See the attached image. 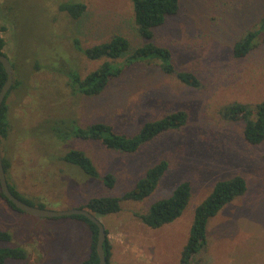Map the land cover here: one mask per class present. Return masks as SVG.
<instances>
[{
	"label": "rangeland",
	"instance_id": "rangeland-1",
	"mask_svg": "<svg viewBox=\"0 0 264 264\" xmlns=\"http://www.w3.org/2000/svg\"><path fill=\"white\" fill-rule=\"evenodd\" d=\"M66 2L86 4L83 17L74 20L60 11ZM263 18L264 0H181L179 14L155 30L153 41L171 49L177 70L194 72L202 87H187L153 63H138L101 96L89 98L75 95L68 77L55 68L67 65L85 77L112 61L89 60L76 49V40L88 48L122 35L133 50L143 46L133 1L0 0V25L5 20L9 25L4 52L21 76L30 78L8 99L13 130L9 139L2 138V155L10 164V183L37 207L68 211L95 197H122L149 168L167 159L170 169L152 196L123 202L120 213L100 220L109 232L113 262L180 264L198 206L219 181L242 176L249 190L209 221L208 249L194 264H264V144L248 143L244 123L224 117L230 104L264 102V31L247 57L234 56L236 42ZM36 63L40 68L34 73ZM180 110L188 113V124L136 154L114 152L96 141H62L34 129L44 120L63 118L82 127L104 122L134 135L145 122ZM71 149L85 151L101 178L63 162L61 157ZM108 174L117 179L112 189L104 184ZM186 181L192 184V196L180 219L160 229L141 222L138 214L172 196ZM0 229L13 236L0 247L19 246L29 254L27 260L10 259L7 264H82L89 254L90 233L84 224L15 211L1 196Z\"/></svg>",
	"mask_w": 264,
	"mask_h": 264
},
{
	"label": "trees",
	"instance_id": "trees-1",
	"mask_svg": "<svg viewBox=\"0 0 264 264\" xmlns=\"http://www.w3.org/2000/svg\"><path fill=\"white\" fill-rule=\"evenodd\" d=\"M134 6L135 21L138 26L140 36L146 40L143 46L133 50L130 41L122 36L115 35L109 41L91 46L82 47L79 40L75 41L78 51H81L89 60L100 61L108 59L112 61L104 62L99 68L83 77L79 71L65 68H55L57 72L68 77V84L75 95H85L89 98L101 96L110 86L113 80L124 75L125 71L138 63L155 64L166 75H177L178 79L187 87L200 89L202 82L200 78L190 71H178L174 63V55L171 49L156 44L155 30L164 26L167 21L179 14L181 10V0H132ZM8 1H5L4 6ZM60 11L70 15L74 20L83 17L87 10V5L82 2H66L60 4ZM4 21V20H3ZM9 31L8 22L5 20L0 25V53L6 48L5 33ZM264 31V18L258 28L248 31L234 46L235 58L247 57L256 47L259 34ZM124 59L123 63L113 61ZM12 61V60H11ZM14 68V85L7 94L2 106L0 115L1 137L9 139L12 134L13 124L10 120V106L8 99L12 92L18 91L27 83L25 77L21 76L19 67L12 62ZM38 72L40 65L36 63ZM33 73V74H34ZM8 75L0 62V92L6 84ZM224 117L234 123H244V137L248 143L254 146L264 144V102L255 106L233 103L224 109ZM189 121L186 111L180 110L168 114L159 119L145 122L140 130L134 135L121 133L108 123L97 122L87 127H82L75 121L67 119H48L42 121L35 131L46 133L50 136L59 137L60 140L81 139L84 141H96L108 150L123 154H136L143 146L153 142L165 133L179 131L184 128ZM35 133V132H34ZM36 134V133H35ZM37 135V134H36ZM61 160L66 164L81 170L84 174L93 179L101 178V174L94 161L83 150L71 149L67 151ZM6 174L10 170L9 162L3 158ZM170 169L167 159L160 160L156 165L149 168L145 176L140 179L135 187L125 193L122 197H95L92 198L82 209H87L98 218L106 215L117 214L122 211V203L126 201L143 202L152 196L157 190L159 183ZM8 179V177H7ZM116 177L108 174L104 177V184L112 189L116 184ZM9 186L15 196L24 202L35 205L33 201L23 196L14 187L9 179ZM249 190L247 180L242 176L219 181L212 193L198 206L195 213V220L190 234L189 241L181 253L180 264H194L202 251L208 249V226L209 221L216 217L221 210L236 198L244 196ZM0 196L9 204L10 208L24 213L7 200L1 190ZM192 196V184L189 181L182 183L172 196L156 201L151 208L137 217L147 227L160 229L174 223L180 219L187 209ZM39 207L45 208L44 204ZM61 219V218H58ZM72 219L84 224L90 233L89 254L82 264H99L100 258L97 250L99 227L91 220L83 216L63 217ZM105 240L104 248L107 256V264H118L113 262V245L109 238V232ZM13 236L10 232L0 229V243H10ZM29 254L27 250L19 246L0 247V264H7L10 259L24 261ZM200 261V260H198Z\"/></svg>",
	"mask_w": 264,
	"mask_h": 264
},
{
	"label": "water",
	"instance_id": "water-1",
	"mask_svg": "<svg viewBox=\"0 0 264 264\" xmlns=\"http://www.w3.org/2000/svg\"><path fill=\"white\" fill-rule=\"evenodd\" d=\"M0 62L4 66L6 73L8 75L7 82L4 85L2 91L0 92V115H1L2 106L5 102L7 94L10 92V90L14 85V68L11 59L6 54L0 53ZM0 185H1V190L5 195V197L7 198V200L12 202L18 210L28 215L35 217H42V218H63V217H71V216H83L91 220L94 224H96L99 227V236L97 243V250L100 258L99 264H107V256L104 248L105 240L107 238V232L100 218H98L95 214H93L87 209H82V208L68 210V211H52L42 207H37L35 205L28 204L13 194L8 183L7 174L3 162L1 132H0Z\"/></svg>",
	"mask_w": 264,
	"mask_h": 264
},
{
	"label": "crops",
	"instance_id": "crops-1",
	"mask_svg": "<svg viewBox=\"0 0 264 264\" xmlns=\"http://www.w3.org/2000/svg\"><path fill=\"white\" fill-rule=\"evenodd\" d=\"M112 243V242H111Z\"/></svg>",
	"mask_w": 264,
	"mask_h": 264
}]
</instances>
